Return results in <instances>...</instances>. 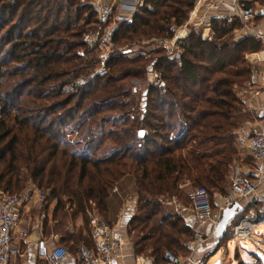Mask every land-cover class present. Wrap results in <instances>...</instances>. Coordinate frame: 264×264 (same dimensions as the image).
I'll return each mask as SVG.
<instances>
[{"label":"trees","instance_id":"trees-1","mask_svg":"<svg viewBox=\"0 0 264 264\" xmlns=\"http://www.w3.org/2000/svg\"><path fill=\"white\" fill-rule=\"evenodd\" d=\"M82 1L0 0V190L19 195L33 183L47 197L43 213L55 201L45 230L60 232L74 256L93 248L89 212L112 227L122 199L135 194L127 229L134 250L167 264L165 252L186 256L183 242L193 234L160 199L189 203L185 183L227 190L240 161L233 133L244 103L236 90L252 77L246 55L262 46L235 40L234 28L213 20L212 40L193 33L179 59H169L141 41L181 27L194 0H144L152 10L118 23L113 37L138 51L112 56L107 71L91 77L94 57L80 54L81 40L100 19L93 0ZM153 71L162 73L165 94L147 83ZM231 239L226 233L218 251Z\"/></svg>","mask_w":264,"mask_h":264},{"label":"built area","instance_id":"built-area-1","mask_svg":"<svg viewBox=\"0 0 264 264\" xmlns=\"http://www.w3.org/2000/svg\"><path fill=\"white\" fill-rule=\"evenodd\" d=\"M115 0H93L99 11L100 26L96 32H90L83 36L81 43L85 49L80 53L92 54L96 58L98 71L96 74L107 71L109 59L114 55L131 56L139 49L135 46H117L113 40L117 28L116 21L109 24L113 18V2ZM143 6V3L140 4ZM226 6L233 12L236 18L227 19V23H233L236 19L244 25H248L254 18V9L241 5L240 0H194V8L189 13L187 21L175 31L163 39L147 41L144 44H152L153 48L162 49L169 59H179L182 54L186 40L195 32L192 21L195 14L207 16L214 9ZM192 26L194 29L192 30ZM141 44V45H142ZM100 48V51H99ZM264 59V55H263ZM148 84L161 89L166 93V84L162 73L158 71L149 72ZM83 81H78L77 85H83ZM251 83L247 85V94L252 100L259 98V91H255ZM262 87H264V73L262 75ZM248 153L256 160L264 161V133H256L246 143H244ZM231 192L220 198L221 205L216 206L212 199V192L206 187L190 189L188 200L195 220L199 223H210L215 228L222 219V213L231 206L232 203H243L244 213L232 224H229L227 232L232 235V239L245 247V241L252 239L257 228L262 224L259 220L257 206V194L260 188L259 181L251 179L243 174L240 167L233 165L229 174ZM31 187L19 195H11L0 190V264H11L12 261L24 253L19 244L15 243V236L20 241H24L29 236L31 221L27 219L25 226H21L25 211L30 206L42 205L45 203L46 195L33 183ZM90 226L92 229L91 238L93 248L80 247L78 255L83 264H114V255L123 246V240L119 237L113 227L101 219L96 211L89 212ZM38 258L46 264H63L68 255L67 250L57 243L49 245L47 240L42 239L37 245ZM164 259L167 264H184V261L171 251H166ZM191 264H204L203 261L195 262L188 258ZM148 264H152L151 262Z\"/></svg>","mask_w":264,"mask_h":264},{"label":"crops","instance_id":"crops-1","mask_svg":"<svg viewBox=\"0 0 264 264\" xmlns=\"http://www.w3.org/2000/svg\"><path fill=\"white\" fill-rule=\"evenodd\" d=\"M143 3L141 7L140 4ZM241 5L246 8L254 9V18L248 24L244 25L240 20L236 19L233 23H227V19L233 16V12L226 6L214 9L209 15L201 16L199 13L195 14L192 24L196 29L195 31H204V38L212 40L214 33L211 31L210 22L213 20L224 21L226 24L234 28L233 37L235 40H242L244 38H253L255 41L261 44L262 49L258 52L249 53L246 55V61L251 66L252 77L245 86L237 88L236 93L239 99L244 103V110L236 118L239 124L238 129L233 133L236 136V149L240 155V161L234 163L241 168L244 175L251 179L259 181L260 188L257 194V206L259 217L264 221V161L256 160L251 157L244 143H246L256 133H264V87H262V75L264 73V0H240ZM142 9L152 10L151 7L146 6L144 0H115L113 2V14L116 23L122 21H132L137 11ZM192 26V30L194 27ZM198 31V32H199ZM251 83L255 91H259L258 100H252L251 96L247 94V85ZM230 174V171H229ZM184 184V183H183ZM182 190H186L187 194L191 187L189 183H185L184 186H180ZM227 190L225 192L212 193L216 206L221 205L220 198L224 195H228L231 192L229 175L227 176ZM113 193H118L115 188ZM47 198V197H46ZM162 206L167 210V213L174 214L182 219L183 224L192 232L193 239L187 242H183L188 249L186 256H179L184 261V264H191L187 262L190 257L195 262L203 261L204 264H208L210 259L216 258L222 250L227 251L228 244L222 247L219 251L220 239L216 236V232L210 223H199L195 220L192 214V209L189 203L179 200L176 196L172 199H160ZM241 206L243 203H239ZM55 201L50 206V212L43 214V217L34 216L29 217L30 208L25 211L22 218L21 226H25L27 219L31 221L29 236L26 240L20 241L15 236V243L19 244L23 255L14 259L11 264H46L40 260L37 255V245L42 239L47 240L49 245L57 243V236L60 242V233L52 230L46 232L45 224L48 218V226L54 225L52 221V211L55 207ZM137 200L135 194H129L122 199V205L119 208V214L116 217L114 225L112 226L115 233L123 240V246L114 255V264H155L152 258L146 257L142 254H137L134 250L135 241L132 237L128 236V223L136 212ZM37 206V205H36ZM40 211L42 205H40ZM35 207V206H34ZM243 207V206H242ZM169 210V211H168ZM261 228V229H260ZM264 228V222L257 228L262 230ZM263 231H260V234ZM60 244V243H59ZM228 252V251H227ZM256 254V258L252 259L255 262L264 260ZM239 255V257H237ZM237 264H247L240 260V254L236 252L235 255ZM250 258L248 257V260ZM251 260V259H250ZM231 264L224 260H219L214 264ZM63 264H83L79 258V255L74 256L68 254Z\"/></svg>","mask_w":264,"mask_h":264},{"label":"rangeland","instance_id":"rangeland-1","mask_svg":"<svg viewBox=\"0 0 264 264\" xmlns=\"http://www.w3.org/2000/svg\"><path fill=\"white\" fill-rule=\"evenodd\" d=\"M59 1H62V0H59ZM75 1H77V2H81L82 4H84V1H82V0H75ZM88 5L89 6H91V5H94V3H93V1L92 2H88ZM118 26V25H117ZM175 29L176 28H170L169 27V29H168V33H167V36H170L174 31H175ZM199 31V30H198ZM195 31L194 33L196 34V35H200V34H202L203 36L205 35L204 34V31ZM166 36V37H167ZM147 41H151V40H143V41H141V43H145V42H147ZM138 43H140V42H138ZM142 47H147V48H149V49H153V45L152 44H149V45H147V44H142ZM136 50H138V48H136ZM83 50H81L80 51V53L82 52ZM83 53V52H82ZM84 55V54H83ZM82 55V56H83ZM92 65H94L95 67L92 69V71H91V77H93V76H95L94 74H96L97 73V71H98V64L96 63V58H94V60H93V64ZM147 83H149L148 82V80H147ZM142 87L141 86H138V89L140 90ZM32 185H31V183L30 182H28L27 183V185H26V189H25V191L26 190H28L30 187H31ZM47 203V202H46ZM46 205V204H45ZM44 206V205H43ZM40 205H37V206H35V207H33V206H30V214H29V216L27 217V218H29V217H34V216H40V217H43V214H45V213H43V212H40ZM167 211V210H166ZM169 211V210H168ZM48 212H50V209H49V211ZM259 220L260 221H262V223L264 222L263 221V219H261L260 217H259ZM261 229V228H260ZM260 229H258V230H256V234L253 236V238L252 239H247L244 243H245V247H242L239 243H238V241H236L235 239H231L229 242H228V247H227V251L226 250H222V252H220L218 255H217V257L216 258H212V259H210V261H209V263L208 264H214L216 261H217V259H218V261L219 260H225L226 259V261L227 262H229V263H231V264H237L236 263V259H235V255H236V252H238L239 254H240V260L241 259H243V261L244 262H246L247 264H250V262H252V259L253 258H256V254L255 253H257V255L258 256H260L263 260H264V228H262V230H260ZM260 231H263L261 234H260ZM57 232V231H56ZM60 233V232H59ZM64 247V246H63ZM65 248V247H64ZM237 257H239V255H237ZM248 257L251 259H249L248 260ZM260 263H262V261L261 260H259V262H255V261H253V263L252 264H260ZM263 264V263H262Z\"/></svg>","mask_w":264,"mask_h":264},{"label":"water","instance_id":"water-1","mask_svg":"<svg viewBox=\"0 0 264 264\" xmlns=\"http://www.w3.org/2000/svg\"><path fill=\"white\" fill-rule=\"evenodd\" d=\"M144 134L145 132L142 131L139 133V136L143 137ZM244 211L245 209L238 202L232 203L230 207L225 209L222 213V219L220 223L215 228L216 236L219 239H222L226 235V233H228L227 228L229 224L234 223L239 218V216L244 213Z\"/></svg>","mask_w":264,"mask_h":264}]
</instances>
